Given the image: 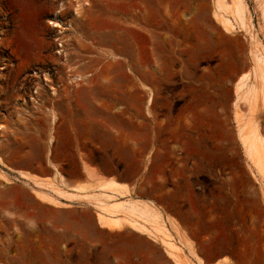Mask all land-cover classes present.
<instances>
[{"label": "rangeland", "instance_id": "374dc122", "mask_svg": "<svg viewBox=\"0 0 264 264\" xmlns=\"http://www.w3.org/2000/svg\"><path fill=\"white\" fill-rule=\"evenodd\" d=\"M263 2L228 33L214 0H0V264H175L128 226L98 228L93 206L37 202L16 172L87 164L160 209L195 264H264V177L236 131L264 135V107L234 104Z\"/></svg>", "mask_w": 264, "mask_h": 264}, {"label": "bare ground", "instance_id": "6f19581e", "mask_svg": "<svg viewBox=\"0 0 264 264\" xmlns=\"http://www.w3.org/2000/svg\"><path fill=\"white\" fill-rule=\"evenodd\" d=\"M81 5L83 4L76 5V14L81 12ZM214 5L215 8L213 15L218 23L227 32L232 33L243 30L249 31V29L247 30L248 26L245 21L247 18L245 19L244 14L246 11L245 0H232V3H227V0H214ZM262 11L264 13V2L262 3ZM51 23L54 24V26L62 28L61 23L58 21H51ZM251 53L253 65L251 68L252 77L250 78L252 79L248 81V78L251 75L250 72H248L243 74L237 80L235 83L236 99L234 104L237 106L239 100H245V102H247L249 106L253 107L254 109L258 99L261 101L264 107V48L261 50L257 47L252 50ZM77 78L80 77L74 76L72 79ZM149 96H151V98H149L148 101H153L154 95H152L150 92ZM237 121L238 125L236 131L240 144L243 147V152L245 153L246 158L254 166V169L257 171V173L259 172L260 175L262 174L264 177V135L259 132V123L257 121L250 122L249 124L244 122L239 123L240 119ZM84 167L87 169L88 166L85 165ZM20 173L24 177L29 176H27V174L23 171H20ZM0 176L7 182L10 181L7 172L1 168ZM61 179L62 177L60 180ZM34 181L36 185L39 186H42L43 183H46L43 182L42 179H38V177H34ZM61 181H63V179ZM101 181L103 182L101 187L112 191L111 194H105L104 198L100 197L95 201L94 205L98 209L97 213L101 224L107 225L111 230L121 229L123 226L127 225L138 232L146 234L154 240L160 241L166 253L171 258V260L175 262V264H195L194 261L190 260L186 255L185 258L181 254L182 248L179 246V243L178 245L175 242L174 235L166 225V217L164 216L163 212L158 209L151 201L149 202L143 199H136L130 195L128 198L120 201L118 200L120 196L128 194L127 186L118 183L114 178L105 180L103 177ZM33 190L37 197L44 201L48 199L49 203L53 202L57 205L64 203L59 199L53 198L52 196L49 197L46 194L47 192H42L40 189L35 188ZM55 191L58 195H60V197L65 196L71 199L86 197L75 193H67V191H63V189H55ZM179 236H182L180 232ZM191 253L193 254V251ZM197 261L199 260L197 259ZM217 263L218 261L214 264Z\"/></svg>", "mask_w": 264, "mask_h": 264}, {"label": "crops", "instance_id": "0c3cea01", "mask_svg": "<svg viewBox=\"0 0 264 264\" xmlns=\"http://www.w3.org/2000/svg\"><path fill=\"white\" fill-rule=\"evenodd\" d=\"M227 3H232V0H227ZM220 27L225 31V29L221 25H220ZM87 166H88L87 169L84 166H81L80 170L76 174H63L59 170H57V172H55L56 168L55 169L53 168L51 172H40V171H36V170H32V169H18V170H16V172H17V178L20 181L25 182V183H29L30 185H32L33 189L36 188V189H40L42 192H45V193L47 192L46 194L49 197L52 196L53 198L59 199L61 202H64L65 204L66 203H68V204H72L73 203L74 204V203H81L82 202V203H85V204L89 205V206H87V208L93 206L95 208V211L93 210V208H90V209L95 212L94 213L95 214L94 215V222H95L96 226L98 228H100L101 230L109 229L107 225H104V224L100 223L99 218H98V213H97L98 209L94 205L95 201L98 198H100V197L104 198L105 194H111L112 193V191H110L109 189L106 190L105 188L101 187V184L103 183L101 181V179H103V177L105 178V180H109L110 178H114L118 183L127 186L128 194L120 196L118 198V200H120V201L128 198L129 195L132 196V193L135 190V186H133L132 184H130V183L126 182V181H123V180H121V179H119L117 177H114L112 175L106 174V173H104L102 171H97L94 167H92V166H90L88 164H87ZM20 171H23L24 173L27 174V176L28 175L29 176L28 177H24L20 173ZM34 177H36V178L38 177V179H42L43 182H46V183H43L42 186L36 185V183L34 181ZM61 177H62L63 181H61L62 179L60 180ZM25 187L30 191L31 195L33 196V198L37 202L43 203V204H47V205H51V206H58L57 204H55L53 202L49 203L48 199H46L45 201L40 199L34 193L33 189L31 190V189H29V187H27V186H25ZM54 188L55 189H61V190L63 189V191H67V193H73V194L75 193V194H78V195H81V196H86V197H78V198L71 199V198L62 196L63 197L62 198V197H60V195H58L56 193ZM133 198H135V197H133ZM136 199L146 200L144 198H136ZM146 201H149V200H146ZM125 226H127V225H125ZM125 226H123V228ZM131 229H133V228H131ZM134 231H136V230H134ZM139 233H141V232H139ZM142 234H144V233H142ZM176 242H177V240H176ZM186 250H187V248H186ZM194 251L197 254L195 247H194ZM202 260H203L204 263H207V264H213L214 263V262H208V260H206L205 258H202Z\"/></svg>", "mask_w": 264, "mask_h": 264}]
</instances>
